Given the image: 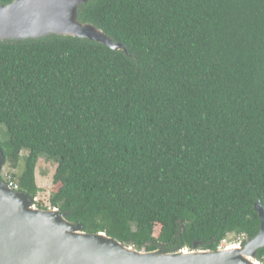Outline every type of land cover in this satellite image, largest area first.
Returning a JSON list of instances; mask_svg holds the SVG:
<instances>
[{"label": "trees", "instance_id": "trees-1", "mask_svg": "<svg viewBox=\"0 0 264 264\" xmlns=\"http://www.w3.org/2000/svg\"><path fill=\"white\" fill-rule=\"evenodd\" d=\"M77 18L126 51L60 35L0 41V142L17 192L36 200L45 158L56 189L37 207L85 233L164 253L253 240L264 0H91Z\"/></svg>", "mask_w": 264, "mask_h": 264}, {"label": "water", "instance_id": "water-1", "mask_svg": "<svg viewBox=\"0 0 264 264\" xmlns=\"http://www.w3.org/2000/svg\"><path fill=\"white\" fill-rule=\"evenodd\" d=\"M91 0H16L0 5V41L71 36L101 43L115 51V43L100 30L78 21V9ZM0 142V176L5 166ZM261 220L259 234L245 246L217 251L183 249L176 253L138 251L105 233L89 234L69 222L57 209H40L28 194L14 191L0 177V264H261L264 248V207L255 206Z\"/></svg>", "mask_w": 264, "mask_h": 264}, {"label": "rangeland", "instance_id": "rangeland-1", "mask_svg": "<svg viewBox=\"0 0 264 264\" xmlns=\"http://www.w3.org/2000/svg\"><path fill=\"white\" fill-rule=\"evenodd\" d=\"M2 137V133H0ZM26 154L24 153L23 156ZM25 168V157H22L20 161L19 168L17 171L21 173ZM57 165L53 161L46 160L45 158H42L37 166L36 169V179H37V185L41 189L39 192L36 202H40L45 207H50V197L55 191V186L53 184V176L55 174ZM4 170L9 172V169L7 166H4ZM16 172V171H15Z\"/></svg>", "mask_w": 264, "mask_h": 264}, {"label": "built area", "instance_id": "built-area-1", "mask_svg": "<svg viewBox=\"0 0 264 264\" xmlns=\"http://www.w3.org/2000/svg\"><path fill=\"white\" fill-rule=\"evenodd\" d=\"M1 180L8 185L10 188H12L14 191H18L19 190V185L17 183H15L12 180V176L10 175L9 172L5 171L4 168L1 172ZM244 241V237L239 239V240H233V239H226L222 242L221 246L219 247V249H225V248H229L232 246H236V245H242V242Z\"/></svg>", "mask_w": 264, "mask_h": 264}]
</instances>
